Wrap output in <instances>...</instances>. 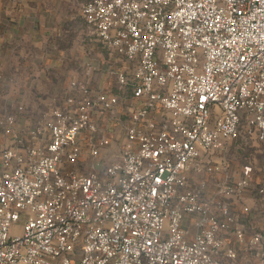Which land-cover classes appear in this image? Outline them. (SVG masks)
Instances as JSON below:
<instances>
[{
	"label": "built area",
	"instance_id": "1",
	"mask_svg": "<svg viewBox=\"0 0 264 264\" xmlns=\"http://www.w3.org/2000/svg\"><path fill=\"white\" fill-rule=\"evenodd\" d=\"M78 11L126 60L109 73L131 89L127 118H101L122 98L76 78L34 124L0 113V264H264V207L243 203L264 202V181L228 151L244 122L264 143V0Z\"/></svg>",
	"mask_w": 264,
	"mask_h": 264
},
{
	"label": "crops",
	"instance_id": "2",
	"mask_svg": "<svg viewBox=\"0 0 264 264\" xmlns=\"http://www.w3.org/2000/svg\"><path fill=\"white\" fill-rule=\"evenodd\" d=\"M81 1L0 0V113L15 114L18 130L49 113L65 80L79 79L87 63L97 64V47L73 48L69 43L70 19L75 12L80 14ZM94 74L92 86L97 88ZM13 144L12 139L0 137V151ZM235 167L240 176L239 166ZM255 175L256 181H264L263 164ZM249 193L244 200L259 211L263 200Z\"/></svg>",
	"mask_w": 264,
	"mask_h": 264
},
{
	"label": "rangeland",
	"instance_id": "3",
	"mask_svg": "<svg viewBox=\"0 0 264 264\" xmlns=\"http://www.w3.org/2000/svg\"><path fill=\"white\" fill-rule=\"evenodd\" d=\"M69 43L73 48H80L81 46L97 47V64L86 67L87 70L84 73H81L78 77L82 81L93 85V83H95L93 81V77L95 76L94 73L97 72V87L115 92L123 100V103L117 111L113 110L111 112H104L101 118H105L106 120L110 115H115L126 119V112L129 110L128 107L130 103L131 89L117 84L115 78L109 73V65L112 64L115 67L125 65V58L117 55L106 43L101 41L95 30L86 22L83 16L81 14H77L76 12L70 19ZM80 69L81 68L79 67V70ZM71 79L72 78L69 80L64 79L65 84L62 85L63 88L59 90L60 94L54 96L49 113L43 115L42 118L48 117L53 108L63 104L67 87ZM66 81L69 83H66ZM120 151L121 146L119 140L113 139L111 144L105 150V160L110 161L119 156ZM229 157L233 165L235 164L239 166L238 169H240L241 174L247 173L252 177H256L255 174L259 173V164L264 165V143L259 142L256 135L247 130L245 122L242 124V130L239 136L231 143L229 148ZM249 195L259 199V196L254 193H249ZM243 203L244 206L246 205L248 208L245 213L250 215L256 211V209H252L248 201L246 202V200H244ZM242 263L258 264V262L248 255L242 257Z\"/></svg>",
	"mask_w": 264,
	"mask_h": 264
}]
</instances>
